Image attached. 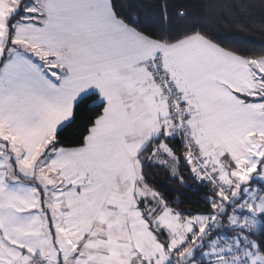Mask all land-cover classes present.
Instances as JSON below:
<instances>
[{"label": "snow or ice", "instance_id": "1", "mask_svg": "<svg viewBox=\"0 0 264 264\" xmlns=\"http://www.w3.org/2000/svg\"><path fill=\"white\" fill-rule=\"evenodd\" d=\"M224 27L264 0H0V264H264V43Z\"/></svg>", "mask_w": 264, "mask_h": 264}, {"label": "trees", "instance_id": "2", "mask_svg": "<svg viewBox=\"0 0 264 264\" xmlns=\"http://www.w3.org/2000/svg\"><path fill=\"white\" fill-rule=\"evenodd\" d=\"M205 15H209V13H205ZM223 37L230 38L233 36H243L244 39L247 40H254L256 43H264V38H262L260 35L254 34V33H238L234 32L232 29H229L227 27H224L220 33ZM191 199L193 202L197 200V197L195 195L190 194Z\"/></svg>", "mask_w": 264, "mask_h": 264}]
</instances>
